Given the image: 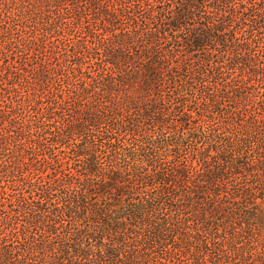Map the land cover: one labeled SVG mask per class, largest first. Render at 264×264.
Instances as JSON below:
<instances>
[{"label":"trees","instance_id":"obj_1","mask_svg":"<svg viewBox=\"0 0 264 264\" xmlns=\"http://www.w3.org/2000/svg\"><path fill=\"white\" fill-rule=\"evenodd\" d=\"M0 95V264H151L113 237L156 221L169 146L201 230L259 231L264 0H0Z\"/></svg>","mask_w":264,"mask_h":264},{"label":"rangeland","instance_id":"obj_2","mask_svg":"<svg viewBox=\"0 0 264 264\" xmlns=\"http://www.w3.org/2000/svg\"><path fill=\"white\" fill-rule=\"evenodd\" d=\"M73 6L77 11H81V5L79 6L77 2H74ZM66 18L68 26L73 25L77 20L74 14L68 15ZM49 48L50 46L47 44L46 49L22 53L23 62L28 65L29 73L26 72L28 76L33 77L36 70L46 64L45 61H48L50 56L48 53ZM4 101L5 98L3 99V96L0 95V104L3 105ZM176 115L174 114V118H177ZM164 149L169 150L170 154L166 158L163 157L165 160L161 173L159 172L156 177L151 175L144 181L147 191L153 192L152 195L147 196V199L156 201V203H152L155 204L156 208L148 209L154 211L155 216H157L156 221L152 218L154 222L139 221V224L135 227L120 226L121 233L113 237V239H116L114 246L119 247L128 256L146 255L151 258V264H264V198L259 199L257 202L259 231L249 233L246 229L231 230V228L225 226V222H223L225 220H220L217 226L211 227L209 232H204L201 230L200 223L204 222L205 216L209 217L211 215V206L206 205L207 202L201 203L199 198L194 195L190 196L183 189L182 184L179 182L180 168L177 169L176 167L179 165L177 161L182 159L181 157L180 159L172 157L174 147L169 146ZM160 153H163V151ZM161 213L166 214V216ZM179 213L182 214L183 222L176 224L175 218ZM164 222L171 224L169 228L172 232L161 234V237L165 239V241H162L164 244L162 246L153 242L155 236L152 235V232L159 231L160 227L155 230V228L149 226H157ZM174 224L179 229V235ZM130 229L133 233H129ZM215 229L220 231L218 232ZM124 230L127 232L126 236L122 233ZM197 233H199L202 240H207L205 242L209 243L215 240L218 244L224 245L222 240L229 241L234 248H230L226 243V248L223 250H220V247L211 245H209V250H205L201 242L197 240L199 236ZM217 234L221 237L220 240L215 237ZM105 241L108 242V240Z\"/></svg>","mask_w":264,"mask_h":264}]
</instances>
